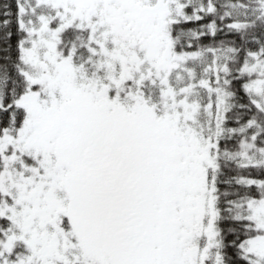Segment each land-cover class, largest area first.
<instances>
[{"label":"snow or ice","instance_id":"snow-or-ice-1","mask_svg":"<svg viewBox=\"0 0 264 264\" xmlns=\"http://www.w3.org/2000/svg\"><path fill=\"white\" fill-rule=\"evenodd\" d=\"M0 264H264V0H0Z\"/></svg>","mask_w":264,"mask_h":264}]
</instances>
